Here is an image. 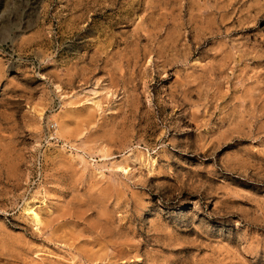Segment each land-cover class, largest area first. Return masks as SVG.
<instances>
[{"label": "rangeland", "instance_id": "374dc122", "mask_svg": "<svg viewBox=\"0 0 264 264\" xmlns=\"http://www.w3.org/2000/svg\"><path fill=\"white\" fill-rule=\"evenodd\" d=\"M0 46V264H264V0H0Z\"/></svg>", "mask_w": 264, "mask_h": 264}, {"label": "built area", "instance_id": "2783aa9c", "mask_svg": "<svg viewBox=\"0 0 264 264\" xmlns=\"http://www.w3.org/2000/svg\"><path fill=\"white\" fill-rule=\"evenodd\" d=\"M1 56H6L10 59H14L15 57L14 52L10 48L4 47V46H0V57ZM50 128L54 130L56 128V125L52 124Z\"/></svg>", "mask_w": 264, "mask_h": 264}, {"label": "bare ground", "instance_id": "6f19581e", "mask_svg": "<svg viewBox=\"0 0 264 264\" xmlns=\"http://www.w3.org/2000/svg\"><path fill=\"white\" fill-rule=\"evenodd\" d=\"M35 219H36V223H37V225L39 224V221H38V218L35 216Z\"/></svg>", "mask_w": 264, "mask_h": 264}]
</instances>
